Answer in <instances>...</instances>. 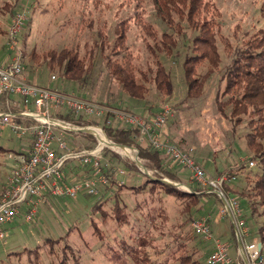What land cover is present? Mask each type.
Returning <instances> with one entry per match:
<instances>
[{
  "label": "rangeland",
  "instance_id": "obj_1",
  "mask_svg": "<svg viewBox=\"0 0 264 264\" xmlns=\"http://www.w3.org/2000/svg\"><path fill=\"white\" fill-rule=\"evenodd\" d=\"M208 1L213 2V7L208 13L209 17L215 16L219 22L216 43L222 55V63L210 74L200 98L187 100V84L183 69L184 58L193 52V39L199 31L188 27L185 22L182 23L181 34H177L174 31L176 29H169L156 15L152 0H146L140 7L130 0H101L97 4L91 0H0V56L8 51L5 45L12 16L18 11L26 10L28 21L22 32L26 36L25 38L23 35L20 36V46L27 74L33 84L51 89L58 86L64 92L128 109L144 116L149 115L146 110L149 104H153L152 109L155 113L162 103H171L175 111L164 127L165 136L181 148L192 150L196 160L203 164L207 175L211 176L217 171L237 168V164L249 156L245 139L248 131L246 122L234 128L232 121L218 111L216 97L218 91L224 89L225 80L222 79V68L229 61V53L225 48L223 38H227L237 46L245 35L253 34L263 28L264 15L261 8L264 0ZM15 3H17L15 5L17 11L15 10L16 12L10 17L8 10ZM136 13L144 15L145 20L154 25L159 38L168 32L173 33V38L177 41V46L173 49L178 53L177 56H168L164 52H158L159 57L172 73L173 93L162 100L155 88H152L148 95L151 102L146 104L143 103L144 101L125 94L120 84L110 75L107 65L109 55L121 60L122 54L128 51L134 54L135 63L143 68L154 63V56L148 47V44H152L153 41L146 37L145 31H142L137 19L133 17ZM123 20L129 22L128 49L113 46L116 37L115 30L118 23ZM99 33L108 36L109 44L103 51L96 43L101 39ZM66 47L78 51L80 57H87V54L93 53L94 67L85 84L74 83L46 65L37 66L34 60L35 53L42 56V53L48 49L60 51ZM207 67L208 64L200 66L198 74H204ZM66 137L71 145V139ZM25 139L18 138L10 128L1 132L0 144L7 149H12L6 150L1 156L4 161L0 168L2 180H7L8 174L12 172L15 159L23 150ZM130 150L131 157L121 149L118 153L122 158L132 161L138 170L120 166L130 175H120V178L128 184H135L142 180L141 172L147 173L132 159L135 157L133 152L139 155V149L136 151L130 148ZM140 159L143 161L141 157ZM151 172L154 176V171L151 170ZM181 173L183 183L190 186V171L183 167ZM131 175L135 180H132ZM209 191L211 189L205 190L208 193ZM110 196L112 193L105 192L104 187H101L98 195H90L86 191H81L76 198L49 196L47 202L38 206L37 212L30 221L26 220L25 210L22 209L21 214L15 220L4 226L6 238L0 240V262H5V264L9 263L8 261L11 262L10 264H62L64 259L65 264H113L106 256L108 243L120 238H126L132 242L131 235H136L138 228H146L141 210L136 209V206L142 203L148 194L145 196L132 193L122 194L128 207L130 225H120L114 218L112 203L115 200L114 198L109 199ZM101 199L106 200L104 203L106 220H102L100 212L95 209L97 202ZM146 201L148 204L143 203L144 213L150 211V207H163L168 214V221L159 220L151 226L152 230L157 225L154 232L159 238L157 242L160 248H163L169 238L177 235L174 231H177L176 233L180 231L177 229L178 225L185 220L184 215L180 213L183 205L175 197L164 193L157 194L155 201H151L149 197ZM202 202L204 207L197 218L210 214L213 219L221 216L222 204L215 195L204 197ZM247 217L252 240L257 241L260 238L257 228L262 218H254L248 214ZM94 223L103 232L104 238L95 232ZM231 223V220L224 218L221 228L212 229L215 235L230 243L229 254L235 256L231 239ZM150 233L152 235L153 231ZM50 239L59 241L55 242L52 247ZM202 240L201 256L206 261V249L213 244ZM145 249L153 255L157 248ZM13 252L21 253L12 254L9 259L8 254Z\"/></svg>",
  "mask_w": 264,
  "mask_h": 264
},
{
  "label": "trees",
  "instance_id": "obj_2",
  "mask_svg": "<svg viewBox=\"0 0 264 264\" xmlns=\"http://www.w3.org/2000/svg\"><path fill=\"white\" fill-rule=\"evenodd\" d=\"M91 1L96 4L101 2V0ZM130 1H134L138 7L146 2V0ZM152 2L158 18L169 29H176L177 31H174L177 34H181L183 22L193 30L199 31L193 39V52L187 54L184 58L183 69L187 84V100L200 98L210 74L222 63V55L216 43L219 22L215 19V16L209 17L208 15L213 7V2L208 0H152ZM16 4L8 10L10 17L17 11ZM261 11L264 15V4ZM216 13H218L217 10ZM133 17L137 19L142 31H145L146 37L151 38L153 41L152 44H148V47L151 49L152 56H154V63L143 68L135 63V56L131 51L123 53L121 60L114 59L112 55H109L107 57L109 73L120 84L122 91L132 98L144 101V104L149 103L151 101L148 99V95L151 93L152 88H155L163 100L172 95L174 83L171 71L167 69L158 52H164L168 56H177L178 53L173 51L177 46V41L173 38V33L168 32H165L159 38L154 25L146 21L144 15L136 13ZM128 23L126 20L118 23L113 46L123 49L129 48L127 45ZM22 35L25 38L26 34L22 33ZM99 36L101 39L96 43L103 51L109 44L108 36L103 33H99ZM223 40L229 53V61L222 68V79L225 80V86L217 93V109L220 114L232 121L234 128L246 122L248 131L245 134V139L249 156L240 164H237V168L217 171L216 175L222 173L235 175L236 179L227 181L223 189L227 196L239 198L242 209L245 210L243 216L247 223V214L254 218H262L257 228L260 238L255 242L257 244L262 243L260 253L264 255V27L253 34L245 35L237 46L227 38H223ZM34 60H36L37 66L46 65L52 71L63 74L68 80L78 84H85L94 67L92 52L87 54V57H80L78 51L67 47L60 51L48 49L42 53V56L35 53ZM204 64H208L207 70L204 74L199 75V67ZM1 100L4 103L14 102L15 97L4 95ZM153 107V104H149L147 108L145 107L149 115L154 113ZM20 111H22V108L13 111L15 113L14 119L17 122L27 124L35 122L32 118L20 115ZM51 116L77 126L99 124L113 141L139 149V156L143 159L144 164L154 171L156 179L140 171L143 178L135 184H128L127 182L122 184L120 183V176L118 178L111 174L109 182L101 186L105 188V192L112 193V196L109 197V199L114 198L115 200L112 203V213L120 225L131 224L128 207L122 197L124 193H132L137 196L148 194L147 197L151 201L156 200L157 194L164 193L175 197L183 205L180 213L184 215L185 220L178 225L179 233L174 231V234L177 235L169 238L164 245L165 247L160 248L157 242L159 238L156 237L154 232L157 225L152 230L151 226L159 220L168 221V214L163 207H150V211L144 213L143 206L148 204L147 197H145L142 203L137 204L136 209L141 210L140 213L144 217L146 228H138L136 235L130 237L132 242L126 238H120L108 243L106 256L110 262L113 264H207L201 256L202 237L193 230L191 223L203 209L202 199L204 197L215 195L221 201V208H224L222 199L216 193L205 192L210 188L198 184L191 183L190 186L194 192H189L172 183L161 181L160 178L168 177L173 181L183 182L181 178V168L183 166L172 163L168 156H164L148 141H140L138 128L118 122L106 125L99 119L76 116L65 108L53 111ZM67 136L71 139V147L73 148H91L98 144V138L91 133L67 131ZM6 150L12 149H7L0 144V168L4 164L1 156ZM104 155L111 161L110 170L112 171L118 166L138 170L132 161L122 158L119 153L109 147L104 148ZM251 160L255 161L253 167L249 166ZM86 172L89 171L77 163L70 164L67 168L69 177H79ZM7 186L8 179L2 180L0 177V199ZM105 202L106 200L101 199L95 207L96 211L100 212L102 220H106L107 217L104 208ZM225 217L229 219L228 215ZM231 224V239L235 249V256L232 257L242 260L238 252L237 232L234 224ZM94 228L95 232L101 238H104L103 232L99 230L96 223H94ZM150 231H153L152 235ZM245 240L253 241L251 232ZM50 241L53 247L55 242L59 240L50 239ZM149 247H152V249L157 248L153 255L145 249ZM20 253H9L8 258L10 259L12 254ZM37 257L38 255L34 261ZM65 257L67 258L66 255ZM8 262L7 264L11 263ZM0 264H5V262H0ZM62 264H65L64 259Z\"/></svg>",
  "mask_w": 264,
  "mask_h": 264
},
{
  "label": "built area",
  "instance_id": "obj_3",
  "mask_svg": "<svg viewBox=\"0 0 264 264\" xmlns=\"http://www.w3.org/2000/svg\"><path fill=\"white\" fill-rule=\"evenodd\" d=\"M27 21L26 10L18 11L12 16L6 42L10 59L0 64V101L4 95L16 97L23 105L19 114L35 120L30 124L19 123L14 119L13 111H0V134L9 127L20 139L32 138L30 149L17 155L16 165L8 178V186L0 199V240L6 238L4 226L15 220L23 208L26 209V220L30 221L37 212L38 206L47 202L49 196L76 198L81 191L98 195L101 186L109 182L111 174L118 178L120 175L130 176L126 169L120 166L113 171L110 170L112 163L104 155V148L109 147L117 153L120 148L110 147L101 142V138L95 134L103 135L105 130L99 124L87 125L93 129L95 133L93 135L98 138L96 146L71 147L66 137L67 131L86 126H77L51 116L53 111L65 108L76 116L99 119L106 125L118 122L138 128L139 140L148 141L156 150L168 156L172 163L187 168L190 171L191 183L209 187L211 191H216L220 198L226 197L229 209L224 206L221 209L222 216L231 213L250 264H264V255L260 253L259 243H244L250 235V229L243 216L241 201L235 196H227L223 189L227 181L236 179L235 175L222 173L208 176L203 164L196 160L192 150L181 148L165 136L164 127L174 115L173 105L164 102L158 112L144 116L124 108L70 94L59 88L51 89L27 81L23 77L26 67L20 46V36ZM133 150L138 151L136 147ZM76 163L89 172L79 177H69L67 168L70 164ZM254 165L255 161H249L250 167ZM131 177L135 180L133 175ZM125 182L120 178V183ZM191 225L202 239L213 244L212 251L206 259L207 264H246L243 259L233 258L229 254L230 243L215 235L210 215L195 218Z\"/></svg>",
  "mask_w": 264,
  "mask_h": 264
},
{
  "label": "water",
  "instance_id": "obj_4",
  "mask_svg": "<svg viewBox=\"0 0 264 264\" xmlns=\"http://www.w3.org/2000/svg\"><path fill=\"white\" fill-rule=\"evenodd\" d=\"M72 130L95 134V133H93V129L91 127H87V126L86 127H76V128H73ZM95 135L100 138V136L98 134H95ZM103 135L105 136V138L107 140L105 143L107 145H109L110 147L120 148V149L135 148V147H129L127 145L120 144V143H117V142L113 141L112 139H110L107 136V134H106L105 131H103ZM128 156L131 157L129 154H128ZM134 156L135 157H132V159L137 164V166L139 168H141L144 172H146L150 177H152L153 179H156V177L153 176L151 170L149 168H147L145 166V164L143 163V161L140 159L138 153H135ZM160 180L163 181V182L172 183L174 185H177L179 187H182V188L188 190L189 192H194L189 185H187V184H185L183 182L173 181V180L169 179L168 177H162V178H160ZM209 192L217 193L216 191H209ZM221 199H222V201L224 203V206L227 209H229V205H228V201H227L226 197L221 196ZM237 237H238V242H239V245H240V248H241V253H242L243 259H244V261H245L246 264H250L249 258H248L247 254L245 252V249H244V245H243L242 239L239 236L238 232H237ZM261 246H262V243L260 242L259 243V247H261Z\"/></svg>",
  "mask_w": 264,
  "mask_h": 264
},
{
  "label": "crops",
  "instance_id": "obj_5",
  "mask_svg": "<svg viewBox=\"0 0 264 264\" xmlns=\"http://www.w3.org/2000/svg\"><path fill=\"white\" fill-rule=\"evenodd\" d=\"M5 47H6V45H5ZM6 49H7V47H6ZM8 52V53H7ZM4 55L2 54L1 56H0V64H4V63H6V62H8V60L10 59V53H9V51H7ZM23 77L27 80V81H29V82H31V83H33L31 80H30V78H29V76H28V74H27V69L25 70V72H24V75H23ZM56 78V77H55ZM56 88H58V86L56 87ZM16 97H15V101L14 102H6V103H4L2 100L0 101V111H9V110H11V111H15L16 109H18V108H22L23 109V105H21L20 104V102H19V100L17 99V102H16ZM158 112V111H157ZM156 113V112H155ZM7 128H9V127H7ZM6 128V129H7ZM5 130V129H4ZM3 130V131H4ZM31 141H32V138H30V137H26V139L23 141L24 143H23V150L22 151H27V150H29L30 149V147H31ZM164 156H166L165 154H163ZM15 161H16V159H15ZM171 161V160H170ZM15 165H16V162H15ZM15 165H14V167H15ZM9 176H10V174H8ZM9 176H7L8 178H9ZM211 176H216V173H214V174H212ZM7 178V179H8ZM47 201H48V199H47ZM24 210H26L25 208H23ZM210 214V213H209ZM221 216L218 218V219H215V217H214V219H213V216H212V214H210V217H211V219H212V228H221V224H222V221H223V219L224 218H226V217H224V216H222V214H220ZM228 217H229V220H231L232 221V223L234 224V226H235V230H236V232H237V227H236V224H235V221H234V219H233V217H232V215H231V213L229 212L228 213ZM237 239H238V237H237ZM252 242H255V241H248V240H245L244 241V243H252ZM212 248H213V246L212 245H210L207 249H206V252H205V258H207V256L210 254V252L212 251ZM238 252L240 253V255H241V257H242V259H243V256H242V253H241V248H240V245H239V242H238ZM244 260V259H243Z\"/></svg>",
  "mask_w": 264,
  "mask_h": 264
},
{
  "label": "bare ground",
  "instance_id": "obj_6",
  "mask_svg": "<svg viewBox=\"0 0 264 264\" xmlns=\"http://www.w3.org/2000/svg\"><path fill=\"white\" fill-rule=\"evenodd\" d=\"M100 138H101V142H103V143H105L107 140H106V138H105V136H103V135H100ZM121 151H123L124 153H126V154H131V150H130V148H126V149H121ZM133 151V150H132ZM135 153L133 152V155H134Z\"/></svg>",
  "mask_w": 264,
  "mask_h": 264
}]
</instances>
